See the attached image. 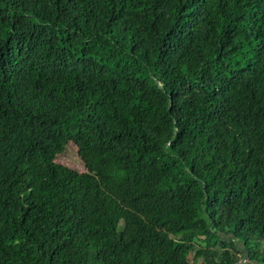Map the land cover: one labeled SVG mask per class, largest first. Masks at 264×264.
I'll use <instances>...</instances> for the list:
<instances>
[{
  "label": "trees",
  "instance_id": "obj_1",
  "mask_svg": "<svg viewBox=\"0 0 264 264\" xmlns=\"http://www.w3.org/2000/svg\"><path fill=\"white\" fill-rule=\"evenodd\" d=\"M254 237L264 0H0V264H264Z\"/></svg>",
  "mask_w": 264,
  "mask_h": 264
},
{
  "label": "rangeland",
  "instance_id": "obj_2",
  "mask_svg": "<svg viewBox=\"0 0 264 264\" xmlns=\"http://www.w3.org/2000/svg\"><path fill=\"white\" fill-rule=\"evenodd\" d=\"M55 162L77 171L82 170L81 164L76 155L75 147L71 143H67L64 151L56 156ZM250 242L261 247L264 245V238L254 237L250 239Z\"/></svg>",
  "mask_w": 264,
  "mask_h": 264
},
{
  "label": "built area",
  "instance_id": "obj_3",
  "mask_svg": "<svg viewBox=\"0 0 264 264\" xmlns=\"http://www.w3.org/2000/svg\"><path fill=\"white\" fill-rule=\"evenodd\" d=\"M243 262H244V260L240 259L235 264H242Z\"/></svg>",
  "mask_w": 264,
  "mask_h": 264
}]
</instances>
